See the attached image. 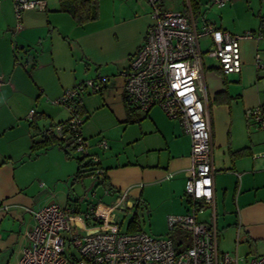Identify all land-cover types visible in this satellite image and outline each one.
Returning <instances> with one entry per match:
<instances>
[{
    "label": "crops",
    "instance_id": "obj_1",
    "mask_svg": "<svg viewBox=\"0 0 264 264\" xmlns=\"http://www.w3.org/2000/svg\"><path fill=\"white\" fill-rule=\"evenodd\" d=\"M42 1V9L22 11L17 28L13 0H0V264L17 263L34 224L26 209L51 202L71 205L77 213L90 208L83 210L78 197L70 198L69 191L79 182L72 180L75 159L57 146L38 155L30 152L35 134L71 117L67 107L53 101L85 80H103L101 92L77 100L83 111L81 135L111 187L108 191L105 184L98 185L112 196L109 204L124 193L128 209L139 200L153 221L162 216L161 227L152 223L155 236L169 235L166 215L185 214L189 207L184 186L191 141L181 123L157 106L136 110L134 121L126 123L122 72L153 21L147 1L97 0L96 19L80 25L58 11V0ZM163 2L165 11H190L197 31L208 23L232 35L251 33L240 42L242 69L237 74L223 75L218 62L206 54L212 46L209 35L200 36L198 44L212 131L217 240L221 229L234 249L237 238L236 249L247 247L243 257L262 255L264 129L256 128L246 113L264 104V0H228L221 7L211 0H181L179 10H166ZM61 181L69 190L55 187L50 193L49 185ZM95 186L92 180L88 189ZM161 208H166L164 213L158 212ZM209 216L201 218L208 221ZM88 221V226L94 222Z\"/></svg>",
    "mask_w": 264,
    "mask_h": 264
},
{
    "label": "built area",
    "instance_id": "obj_2",
    "mask_svg": "<svg viewBox=\"0 0 264 264\" xmlns=\"http://www.w3.org/2000/svg\"><path fill=\"white\" fill-rule=\"evenodd\" d=\"M146 1L153 21L122 72L123 96L142 112L159 107L169 119L179 121L189 135L190 166L185 170L184 186L188 210L182 215L167 216L169 235L153 236L141 230L120 231L115 211L128 209L125 193L105 210L92 205L85 216L97 224L86 227L75 217L77 210L71 205L62 207L51 202L37 210L29 208L26 210L34 224L25 235L26 242L16 264H264V254L249 259L239 256L238 238L233 255L218 247L212 131L203 100L202 52L198 44L200 36L209 35L212 46L206 54L218 62L223 75L237 74L242 69L240 42L251 38V33L232 35L208 23L197 31L190 11H165L161 0ZM227 1L211 0V4L221 7ZM13 4L17 22L23 10L44 7L42 0H13ZM17 27H21L19 22ZM102 83V79L85 80L64 91L53 103L67 107L70 119L42 131L43 136L64 139L67 129L74 151L93 165L88 173L91 180H96L101 172L99 160L89 154L87 140L80 131L83 119L73 114L74 101L82 94L101 92ZM246 115L253 119L256 128L264 129V104L250 109ZM100 146L106 148V143L101 141ZM205 208L210 209L208 221L200 218ZM75 224L81 225L83 233L75 231ZM177 231L181 234L175 244L170 235Z\"/></svg>",
    "mask_w": 264,
    "mask_h": 264
},
{
    "label": "rangeland",
    "instance_id": "obj_3",
    "mask_svg": "<svg viewBox=\"0 0 264 264\" xmlns=\"http://www.w3.org/2000/svg\"><path fill=\"white\" fill-rule=\"evenodd\" d=\"M181 4H182L181 0H164L163 7L166 10H179V9H181ZM20 64L22 65V63H20ZM25 72L26 71H24L23 73L26 74ZM32 110H35V107H33ZM86 142L88 143V140ZM71 153H72V157H73L72 159L79 157V155L74 150H71ZM91 183H92V180L85 173V176L82 178V180L79 182H76V186H75L74 190L69 191L70 198L78 197V199H80V201H81V205L83 206V210H85L89 204H90L89 205L90 207L93 204H95L96 206H100L102 208L108 207L109 201H110V199H112V196L105 195L100 186L99 187L95 186L92 189H88L90 187ZM49 187L52 190L50 193L54 192L55 187L58 189H61V188L66 189L65 192H67L69 190L68 184H66L65 182H62V181L56 182V183H54V185H49ZM61 200H62V198L60 197V200H58V202L62 203ZM165 209L166 208H161V209H159L158 212L164 213ZM135 214L137 215V222L140 226L141 231L155 236L156 233L151 231L152 223L154 224L153 225L154 227H156V226L161 227L162 226V223H161L162 216L159 215L156 218V220L153 221L154 220L152 218L153 215L151 214L149 217L148 212L146 211V209H144L143 205H142V207H139L137 209L133 208V209H127L124 211H122V210L115 211L117 224L120 227L121 231L122 232L125 231L128 221L131 220ZM168 215H173V214H168ZM168 215H166V218ZM208 215H210V209L205 208L204 214L200 215V218L202 216H208ZM75 216H78L79 218L82 219L85 227H86V225H88L89 221H88V218H86L84 213L78 212V213H75ZM166 218H165V224H166ZM166 227H167V224H166ZM74 229L78 233H83L81 225H79V224H75ZM179 233L180 232L177 231V232H174L170 235V236H172L175 244H177L179 241L180 234H181V233L180 234ZM182 236H184V235H182ZM187 236H188V234H187ZM218 247H219L220 251L227 252L231 255H233L235 252L234 246L232 245L231 237L229 235L223 233L221 229L219 230V233H218ZM247 252H248V249L245 246H239V248L237 249V254L241 257H243V255ZM250 254H251V252H250ZM10 264H14V262L11 261Z\"/></svg>",
    "mask_w": 264,
    "mask_h": 264
},
{
    "label": "trees",
    "instance_id": "obj_4",
    "mask_svg": "<svg viewBox=\"0 0 264 264\" xmlns=\"http://www.w3.org/2000/svg\"><path fill=\"white\" fill-rule=\"evenodd\" d=\"M58 3H59L58 11L68 13L73 18L75 23L79 24V25L96 19L97 14H98L97 0H58ZM26 10H28V9H26ZM21 13H20V18H21ZM18 22L20 23V19ZM124 101H125V106H126L127 115H128L126 123H131L134 121V120H132L131 114L135 113L136 110H139V109L136 108L135 106L129 105L126 102L125 98H124ZM81 109L82 108L80 107L79 102L76 99L74 101V113L73 114H75L78 117H81L82 112H83ZM58 124H62V123H58ZM53 126L54 125H52L51 127H53ZM35 136L38 138H37V140H35L33 142L32 146H31V151H30L31 155L32 154L38 155L39 153L47 150L49 147L57 146L58 148H60L64 152V154L67 158H73L71 150H74V149H73L72 143H71V133H69L67 129L65 130V138L64 139H57L54 137H46V136L42 135V132L38 133L37 135L35 134ZM75 161L77 163V170H76L75 174L73 175L72 180L73 181H80L85 176V173L87 176H89L88 173H89V171H92L93 165L91 164V161L88 158L82 157V156L75 158ZM98 166H99V164H98ZM99 169L101 172L97 176V179L94 181L97 183V186L98 185H104V184L106 185L107 180H106V177L104 174V170L100 166H99ZM106 186H107L106 190L111 191V187H109L108 185H106ZM132 207L134 209L139 208L140 207V201L136 200ZM93 224H97V223H93ZM119 229H120V227H119ZM140 230H141L140 226L137 222V215L135 214L133 216V218L128 221L126 229L124 232L131 233V232H136V231H140ZM120 231H121V229H120Z\"/></svg>",
    "mask_w": 264,
    "mask_h": 264
}]
</instances>
